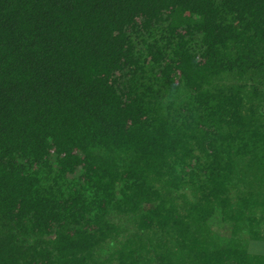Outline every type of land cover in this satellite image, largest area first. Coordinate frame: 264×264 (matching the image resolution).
<instances>
[{"label":"trees","instance_id":"obj_1","mask_svg":"<svg viewBox=\"0 0 264 264\" xmlns=\"http://www.w3.org/2000/svg\"><path fill=\"white\" fill-rule=\"evenodd\" d=\"M0 264H264V0H0Z\"/></svg>","mask_w":264,"mask_h":264}]
</instances>
